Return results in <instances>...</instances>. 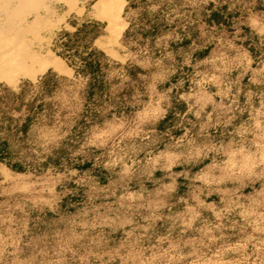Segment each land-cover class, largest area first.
Here are the masks:
<instances>
[{
	"label": "rangeland",
	"instance_id": "374dc122",
	"mask_svg": "<svg viewBox=\"0 0 264 264\" xmlns=\"http://www.w3.org/2000/svg\"><path fill=\"white\" fill-rule=\"evenodd\" d=\"M90 47L130 108L81 133ZM46 81L0 264H264V0H0V91Z\"/></svg>",
	"mask_w": 264,
	"mask_h": 264
},
{
	"label": "trees",
	"instance_id": "16d2710c",
	"mask_svg": "<svg viewBox=\"0 0 264 264\" xmlns=\"http://www.w3.org/2000/svg\"><path fill=\"white\" fill-rule=\"evenodd\" d=\"M220 16L219 12L214 11L212 20H217ZM82 31L80 28L72 35V44L80 42ZM96 36L94 35L91 40ZM59 54L65 58L64 54ZM106 59H108L106 53L96 48L90 47L85 54L72 52V62L69 64L76 75L87 78L84 89L85 107L82 118L78 121L81 133L90 124L101 122L112 114L113 111L105 113L107 101L116 103L118 112L130 108L125 104L123 94L117 99L118 96L110 92V83L107 79L110 64ZM131 73L135 74V71L131 69ZM41 84V90L37 94H31V87L34 86L32 82L24 83L18 90L4 87L0 91V162L8 161L12 168L21 171L24 170V161L28 153L25 150L30 148L28 136L32 124L44 118L53 121L55 114L52 103L46 102L44 97L52 93L57 86L48 81ZM16 113L19 115L15 116Z\"/></svg>",
	"mask_w": 264,
	"mask_h": 264
},
{
	"label": "bare ground",
	"instance_id": "6f19581e",
	"mask_svg": "<svg viewBox=\"0 0 264 264\" xmlns=\"http://www.w3.org/2000/svg\"><path fill=\"white\" fill-rule=\"evenodd\" d=\"M10 49V48H9ZM27 50V49H26ZM30 52V51H29ZM45 58L44 59H48V60H54L55 58L52 57V56H44ZM19 59V58H18ZM4 60V59H3ZM18 61V60H17ZM16 62V61H15ZM27 63V62H26ZM12 66V65H11ZM6 68V67H5ZM28 72L25 70V69H22V68H19L17 73H15L16 76L18 77H22V76H25Z\"/></svg>",
	"mask_w": 264,
	"mask_h": 264
}]
</instances>
